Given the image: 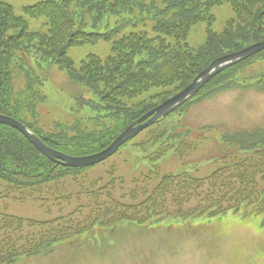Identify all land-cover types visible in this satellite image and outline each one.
I'll return each mask as SVG.
<instances>
[{
  "label": "trees",
  "instance_id": "trees-1",
  "mask_svg": "<svg viewBox=\"0 0 264 264\" xmlns=\"http://www.w3.org/2000/svg\"><path fill=\"white\" fill-rule=\"evenodd\" d=\"M224 2L232 6L235 14L224 30L215 32L208 28L206 41L197 50L184 43L194 25L203 20L213 21L211 7ZM135 4L136 0H45L26 6V16L47 19L49 28L44 33L30 30L25 16L17 15L11 4L0 0V113L25 123L52 148L69 155L90 154L107 147L142 114L185 88L214 59L264 40V0H167L165 7L154 12V37L147 31L128 28L129 21L123 13H132ZM109 15L115 16L113 22ZM101 24L104 32L98 31L103 27ZM88 25L94 31H86ZM102 40L111 43L107 56L88 54L76 63L68 55L70 47ZM256 59L264 60V50L215 76L195 98L215 94L231 85H243L236 73L239 75L242 66ZM55 63L72 81L99 96V102H86V107L96 116L85 117L73 106L70 113L75 118L70 123L58 122L46 128L41 121L29 120V116L37 117L39 105L46 101L43 86L49 79L50 66ZM263 75L252 76L253 83H262ZM20 79L24 80L23 88H17ZM155 88L164 91L152 92ZM146 93L150 94L139 99ZM162 125L146 128L144 138L135 143L143 152L141 161L146 159L156 166L171 149L183 152L186 148L188 130L172 126L174 130L166 135ZM224 140L247 150L246 155L240 158L232 155L233 161L202 178L187 171L163 175L153 172L159 182L152 191L146 185L129 193L144 196L140 203L147 212L144 219L132 221L151 223L167 217H215L238 212L243 206L247 209L246 216L264 215V126L236 134L229 132ZM85 169L88 167L69 168L50 160L21 132L0 123V184L6 185L7 193L8 189L28 190L37 199L41 194L56 193L53 186L43 187L45 183ZM257 176L262 184L257 183ZM232 180L239 181L240 186L234 187ZM92 193L101 195L99 190ZM72 194L63 193L60 197L67 199ZM104 194L111 198L112 192L106 190ZM126 206L112 199L97 209L103 212L112 209L115 216L110 219V226L115 227L120 220L116 219L118 207ZM14 219L27 220L0 211V264L51 250L55 242L59 244L88 230L59 233L61 227L55 228L52 239L32 249L28 245H15L21 238L14 237L15 231L9 226Z\"/></svg>",
  "mask_w": 264,
  "mask_h": 264
},
{
  "label": "rangeland",
  "instance_id": "rangeland-1",
  "mask_svg": "<svg viewBox=\"0 0 264 264\" xmlns=\"http://www.w3.org/2000/svg\"><path fill=\"white\" fill-rule=\"evenodd\" d=\"M2 1L10 3L17 15L25 16L30 30L44 33L48 31L45 17L30 18L24 13L26 6L44 0ZM166 4L167 0H136L133 12L123 13L129 21L128 28L147 31L154 37L156 33L153 27L156 21L152 16L156 8H163ZM210 12L214 15L213 22L209 24L208 20H203L197 23L185 41L193 49L204 44L209 27L215 32H221L226 23L235 18L234 11L227 2L213 5ZM108 18L111 22L115 20L113 15ZM104 22L106 21L102 23ZM101 26L103 27L98 31L104 32V24ZM85 30L94 31L89 25ZM167 39L174 41L172 37ZM110 49L111 43L102 40L97 44L70 47L68 55L79 63L88 54L107 56ZM244 67L245 70H238L239 75L235 72L243 85H231L222 91L218 90L217 95L208 96L199 104L192 105L183 115L181 129L189 131L184 154V151L171 149L156 166L146 159L141 161L139 157L143 152H140L135 143L144 138V131L109 160L81 173H69L59 180L45 183L43 187L53 186L56 193L41 194L36 199L30 196L28 190L8 189L7 193L6 185L0 184V211L27 219L6 221V224L10 222L9 226L15 231L14 237L21 238L15 242L16 246L39 248L45 240L56 235L53 231L55 228L61 227L59 233L72 229L89 230L76 235L81 237L74 241L68 239L64 243L55 242L52 252L30 255L14 264H264V215L246 216L245 206L238 212L229 211L215 217H167L158 223L132 221L144 219L147 212L140 203L144 196H131V191L146 185L152 191L159 182L153 172L163 175L187 171L195 177H207L233 161L232 155H238L237 158L246 155L247 150L224 140L229 132L236 134L245 131L244 129L253 130L264 126V75L262 83H259L262 84L260 87L252 79V76L264 73V60L256 59ZM49 71V79L43 86L46 101L39 105L35 119L29 116L31 122L41 121L46 128H51L58 122L70 123L75 118L70 113L73 106L85 117L96 116L86 107V102H99L97 94L72 81L69 74L56 63L50 66ZM192 79L188 84L193 82ZM18 87H24L23 79L17 83ZM161 90L155 88L152 92ZM149 94H143L139 99L146 98ZM171 117H178L177 112L168 119ZM161 130L168 135L174 129L167 121L163 123ZM198 132L201 134H197ZM231 183L234 187L240 186L237 180H232ZM257 183L262 184L259 176ZM92 190H99L101 195L92 193ZM106 190L112 192L111 198L104 194ZM128 191L130 194H127ZM63 193L73 194L66 199L60 197ZM112 199L128 204L126 207H118L116 219L120 220L116 227L110 226V219L115 216L112 209L107 212L97 209L99 205L107 204Z\"/></svg>",
  "mask_w": 264,
  "mask_h": 264
},
{
  "label": "water",
  "instance_id": "water-1",
  "mask_svg": "<svg viewBox=\"0 0 264 264\" xmlns=\"http://www.w3.org/2000/svg\"><path fill=\"white\" fill-rule=\"evenodd\" d=\"M264 49V40L256 42L243 50L222 56L212 62V64L201 72L194 81L188 85L184 90L168 99L161 105L157 106L150 112L143 115L135 123L128 126L107 148L104 150L83 156H70L55 150L45 144L42 139L30 131L23 123L16 119L0 114V122L8 124L18 129L39 151H41L48 158L59 162L67 167H86L95 165L114 154L120 146H122L129 139L136 136L147 126L155 123L159 118L166 116L177 106L193 96L207 81L214 75L232 66L243 59H246L253 54Z\"/></svg>",
  "mask_w": 264,
  "mask_h": 264
}]
</instances>
